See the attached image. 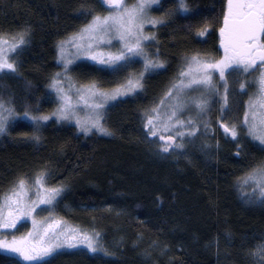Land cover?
<instances>
[{
    "label": "trees",
    "instance_id": "trees-1",
    "mask_svg": "<svg viewBox=\"0 0 264 264\" xmlns=\"http://www.w3.org/2000/svg\"><path fill=\"white\" fill-rule=\"evenodd\" d=\"M186 2L191 13H176L175 0H160L151 9L166 27L147 28L155 42L145 51L153 55L158 50L153 58L165 69L146 73L139 95L106 107L103 124L112 135L86 136L72 122L53 118L39 131L19 119L10 135L0 136V195L18 178L50 173L49 185L67 188L57 211L71 223L98 230L114 254L65 249L50 264H252L248 253L258 238L254 235L264 233V207L246 203L237 180L264 161V152L255 142L241 140L244 151L236 156L238 145L217 127L219 114L213 108L205 117L213 131L184 138L180 150L161 153L144 129L143 114L185 66L186 57L222 53L218 30L227 0ZM87 12L106 10L101 0H0V34L29 33L17 57L18 74H0V98L14 101L21 113L25 108L34 115L53 113L56 102L48 86L62 71L57 45L91 19ZM201 28L209 35L198 37ZM90 63L76 62L71 75L107 89L129 74L113 77L85 66ZM238 99L246 102V95ZM0 264H14L12 256L0 250Z\"/></svg>",
    "mask_w": 264,
    "mask_h": 264
},
{
    "label": "snow or ice",
    "instance_id": "snow-or-ice-1",
    "mask_svg": "<svg viewBox=\"0 0 264 264\" xmlns=\"http://www.w3.org/2000/svg\"><path fill=\"white\" fill-rule=\"evenodd\" d=\"M101 3L108 8L107 15L85 13L91 15V19L78 33L57 45V62L62 71L54 74L48 86L49 96H54L58 105L56 110L50 115H34L25 108L21 113L16 110L14 101L0 98V136L10 135L19 119L30 121L39 131L53 118L56 122L74 121L86 136L92 132L112 135L103 124L109 103L139 95L144 90L145 73L165 69L163 61L153 58V55L159 57L158 50L153 55L145 51L147 44L155 42L154 36L145 35V25L166 27L165 21L147 15L160 0H137L131 6L126 0H101ZM175 5L176 13L193 11L186 0H175ZM218 31L222 55L219 58L198 54L186 57L185 66L178 71L160 104L143 114L146 134L159 135L163 142L161 153L183 149V143L176 142L177 137L183 141L185 137L212 132L210 121L202 118L208 116L213 105L218 106L217 127L238 145L236 156L244 151L239 147L241 140L255 142L253 146L264 152V0H227ZM28 35V30L8 38L0 34V74H18L17 63L10 57L20 54L28 43ZM196 35L205 37L209 35L208 29L201 28ZM114 42L119 48L106 50L112 48ZM77 61H89L86 67L113 77L127 72L137 62L143 64V71L136 76L129 73L117 87L106 91L96 81L87 84L73 81L69 73ZM253 73L258 75L252 80L245 79ZM252 88L255 92L249 95L247 102L238 99L248 95ZM82 110H87L84 119L78 115ZM35 111L39 112V108ZM190 111L195 112V117L189 115L186 120L180 119ZM234 112H242V115L233 117ZM32 139L39 140V136ZM49 175L41 171L30 179L18 178L0 195V250L11 254L14 264H50L65 249L86 248L93 254L114 255L101 244L99 232L70 226L54 214L67 188L63 184L49 186ZM237 187H250L251 192H241L244 201L264 207V161L239 178ZM42 212L48 215L38 218ZM22 221H30L31 228L17 236L14 233L19 231ZM249 255L255 264H264V242L256 244Z\"/></svg>",
    "mask_w": 264,
    "mask_h": 264
},
{
    "label": "rangeland",
    "instance_id": "rangeland-1",
    "mask_svg": "<svg viewBox=\"0 0 264 264\" xmlns=\"http://www.w3.org/2000/svg\"><path fill=\"white\" fill-rule=\"evenodd\" d=\"M126 3L129 5V6H131V5H133V4H135V3H128V1L126 0ZM154 6V5H153ZM153 6H152V8H153ZM104 8H105V10H106V12L105 13H100V14H98V15H107L108 14V8L107 7H105L104 6ZM152 8H150L149 10H148V12H147V15L150 17V18H152V19H156L153 15H152V13H151V9ZM152 26V25H151ZM150 25H145V28H144V33H145V35H150L151 36V32L149 31V29H147L148 27H151ZM152 28V27H151ZM81 29V28H80ZM79 29V30H80ZM79 30L78 31H76V32H74V33H72V34H70L69 36H67L65 39H63L62 41H64V40H67L71 35H73V34H75V33H78L79 32ZM3 35L6 37V38H8V37H11V36H13V35H15V34H4L3 33ZM61 42V41H60ZM119 48V44H116L115 42H114V46L112 47V48H110V49H106V50H108V51H116L117 49ZM221 51H222V49H221ZM221 55H222V53H221ZM220 55V56H221ZM219 56V57H220ZM17 57L18 56H12V57H10V59H12V60H14L16 63H17ZM207 57H209V58H211L210 56H207ZM218 57V58H219ZM57 58H58V54H57ZM78 62V61H77ZM141 71H143V64H141V67H135V65L133 64L129 69H128V73H131L133 76H136V75H138ZM146 74V73H145ZM69 75H71V73H69ZM256 75H258V73H253V75L252 76H250V77H245V79H248V80H252ZM71 77L73 78V81L75 82V83H77V84H87V83H89V82H87V83H85V82H80V81H78L77 79H75V77H73L72 75H71ZM176 78H177V75L172 79L173 81H171L168 85H167V87L165 88V90L162 92V94L158 97V98H155L153 101H152V103H151V108H153V107H156V106H158L159 104H160V100H161V98L164 96V94H165V92L170 88V86H171V84L173 83V82H175V80H176ZM230 78V77H229ZM230 81V80H229ZM121 83V82H120ZM231 83V82H230ZM118 86V85H117ZM117 86H113L112 88H107V89H104V88H102L103 90H106V91H108V90H111V89H113V88H115V87H117ZM255 92V88H252V89H249V94L248 95H246V102L248 101V99H249V95H251L252 93H254ZM192 95H197V93H192ZM53 97V99L55 100V97L54 96H52ZM113 103H114V101H113ZM110 104H112V102H110L109 103V105ZM57 103H56V108H57ZM108 107V106H107ZM217 105H213V109H215L216 110V112H217V114H219L218 113V111H217ZM56 108H55V110H56ZM109 108V107H108ZM107 108V109H108ZM150 107L148 108V110L149 109H151ZM106 109V110H107ZM54 110V111H55ZM105 113H106V111H105ZM78 115H79V117L81 118V119H84L85 117H86V115H87V110H82V111H79L78 112ZM162 115H163V112H162ZM189 115H192L193 117H195V112L194 111H190V112H185L183 115H181L180 116V119H182V120H186L187 119V117L189 116ZM209 115V114H208ZM202 119H205V117H203ZM74 125H75V122L73 121L72 122ZM76 126V125H75ZM183 130V129H182ZM201 131H202V129H201ZM164 135L165 136H167L168 134L167 133H164ZM151 138H155V140H157L158 141V144L160 145V148H161V146H162V141L159 139V135L157 136V137H151ZM185 139H186V137H185ZM188 139H186V141H187ZM176 142L177 143H183L184 144V142H185V140L184 141H181L178 137H177V140H176ZM40 172H38V173H35V174H33V175H27V176H23V178H31V177H33V176H35V175H37V174H39ZM49 186H51V185H49ZM12 187V186H11ZM10 187V188H11ZM9 188V189H10ZM8 189V190H9ZM7 190V191H8ZM6 191V192H7ZM242 191H244V192H251V188L250 187H247V188H243V189H241V192ZM57 217H59V218H63L70 226H75V227H79V228H82V229H84V230H86V231H89V232H91V231H97L98 232V230H96V229H93V228H87V227H82V226H80V225H78V224H75V223H71L67 218H65V217H63L62 215H61V213H59L58 211H57V209H55V213H54ZM48 215V212H42V213H40V215H39V217L38 218H41V217H44V216H47ZM22 225V226H21ZM21 225H18V228H19V231H17V232H15L14 234L15 235H17V236H19V235H21V234H23V233H25V232H27L30 228H31V222L30 221H22L21 222ZM6 235H8V234H6ZM254 237H258L257 238V240L255 241V243H254V246L251 248V250L249 251V253L251 252V251H254L255 250V245L256 244H259V243H261V242H264V233H258V234H256V235H254ZM8 238H10V235L8 236ZM101 244L103 245V247L105 248V244L103 243V240L101 239ZM106 249V248H105ZM2 251V250H1ZM4 252V251H3ZM249 253H248V258H249V260L251 261V263L252 264H255V261L253 260V258L251 257V255H249ZM7 254H9V253H7ZM9 255H11V254H9ZM12 256V255H11Z\"/></svg>",
    "mask_w": 264,
    "mask_h": 264
}]
</instances>
